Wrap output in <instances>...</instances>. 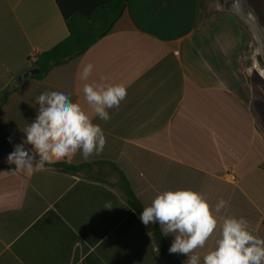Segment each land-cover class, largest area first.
I'll return each mask as SVG.
<instances>
[{"label": "crops", "instance_id": "crops-1", "mask_svg": "<svg viewBox=\"0 0 264 264\" xmlns=\"http://www.w3.org/2000/svg\"><path fill=\"white\" fill-rule=\"evenodd\" d=\"M108 1L0 0V99L7 97L0 125L22 140L37 115L35 98L59 91L107 140L99 155L85 160L78 152L57 162L78 167L75 173L45 167L28 176L7 170L15 167L8 154L1 158L0 264H165L150 233L122 216V177L143 208L160 192L191 189L213 210L227 202L221 224L243 217L264 238V136L242 95L251 70L235 15L219 9L209 15L203 0H129L111 31L81 56L40 81L17 82L33 69V56L67 37L65 15L89 16ZM88 63L92 75L80 81ZM84 83L126 86L108 122L87 104ZM219 231L198 254L215 247ZM162 236L170 247L174 236ZM174 255L179 264L187 259Z\"/></svg>", "mask_w": 264, "mask_h": 264}, {"label": "clouds", "instance_id": "clouds-1", "mask_svg": "<svg viewBox=\"0 0 264 264\" xmlns=\"http://www.w3.org/2000/svg\"><path fill=\"white\" fill-rule=\"evenodd\" d=\"M93 68L91 63L85 65L78 79L87 81ZM82 90L95 116L104 122L111 119L108 110L119 109L127 96L123 84L84 83ZM35 104L36 118L22 130L26 138L7 156L6 162L15 165L13 171L31 176L78 152L85 160L103 152L107 143L103 128L68 94L45 91ZM225 207L227 202L221 199L213 210L202 194L191 189L166 190L143 208L139 218L145 226L158 222L164 236H174L168 252L186 255L183 264H264V238L253 234L243 217L227 216L221 224L218 214ZM218 226L215 247L201 256L196 250L205 247Z\"/></svg>", "mask_w": 264, "mask_h": 264}, {"label": "trees", "instance_id": "trees-1", "mask_svg": "<svg viewBox=\"0 0 264 264\" xmlns=\"http://www.w3.org/2000/svg\"><path fill=\"white\" fill-rule=\"evenodd\" d=\"M128 1L129 0H109L108 2L98 5L89 16L79 13L71 17L65 15L64 19L68 31L67 37L50 50L37 56L32 68L37 69L38 73L31 76V78L40 81L45 78L52 69L63 66L67 62L81 56L93 43L111 31L114 24L123 15ZM247 2L254 9L251 2L249 0H247ZM257 3L264 9V0H257ZM259 23L262 27L264 26L261 20H259ZM6 98L5 96L0 99V106L5 104ZM22 140L18 142L15 141L14 138L5 131L3 126L0 125V160L4 155L12 152L14 150V145L21 143ZM25 148H31V145H25ZM45 167L59 169L68 173H75L78 170V167L67 163L46 164ZM0 168H2L1 163ZM6 168L10 172L14 169L12 166ZM79 168H82V166ZM122 179L127 187L124 189L125 204H121L122 216L133 220V222L139 225L140 229L144 228L146 232L150 233L158 259L163 260L165 264H179L176 256L174 254H169V247L159 227L156 224L145 226L141 222L139 217L143 207L128 188L125 179L123 177ZM101 193H105L110 198L114 197L111 193L103 189H101ZM115 199L117 203H119V200L117 198Z\"/></svg>", "mask_w": 264, "mask_h": 264}, {"label": "rangeland", "instance_id": "rangeland-1", "mask_svg": "<svg viewBox=\"0 0 264 264\" xmlns=\"http://www.w3.org/2000/svg\"><path fill=\"white\" fill-rule=\"evenodd\" d=\"M249 1L254 7L258 20L264 23V9L259 6L257 0ZM203 3H205L203 8L204 10L208 9L207 13H209V15L216 13V9H218L216 0H203ZM240 26L243 35L244 59L247 67L251 70L247 72L248 85L242 95L251 105L257 119L259 131L264 136V66L259 59L256 43L248 27L242 22H240Z\"/></svg>", "mask_w": 264, "mask_h": 264}, {"label": "water", "instance_id": "water-1", "mask_svg": "<svg viewBox=\"0 0 264 264\" xmlns=\"http://www.w3.org/2000/svg\"><path fill=\"white\" fill-rule=\"evenodd\" d=\"M217 8L220 11L231 13L246 25L256 43L259 59L264 66V29L259 23L254 9L248 4L247 0H216ZM38 73L37 69H30L17 77V82L26 77L34 76Z\"/></svg>", "mask_w": 264, "mask_h": 264}, {"label": "built area", "instance_id": "built-area-1", "mask_svg": "<svg viewBox=\"0 0 264 264\" xmlns=\"http://www.w3.org/2000/svg\"><path fill=\"white\" fill-rule=\"evenodd\" d=\"M32 58H33V61H35V58H36V57L33 56ZM229 179H230V180H233L234 178H233L232 176H229Z\"/></svg>", "mask_w": 264, "mask_h": 264}]
</instances>
